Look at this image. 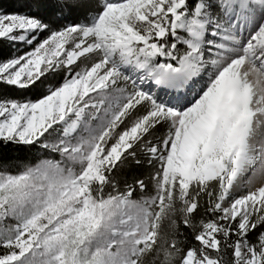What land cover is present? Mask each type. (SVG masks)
<instances>
[{"label":"snow or ice","instance_id":"obj_1","mask_svg":"<svg viewBox=\"0 0 264 264\" xmlns=\"http://www.w3.org/2000/svg\"><path fill=\"white\" fill-rule=\"evenodd\" d=\"M0 264H264V0H0Z\"/></svg>","mask_w":264,"mask_h":264}]
</instances>
